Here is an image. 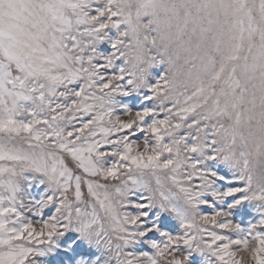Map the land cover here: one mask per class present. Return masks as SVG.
I'll return each mask as SVG.
<instances>
[{"label":"snow or ice","instance_id":"obj_1","mask_svg":"<svg viewBox=\"0 0 264 264\" xmlns=\"http://www.w3.org/2000/svg\"><path fill=\"white\" fill-rule=\"evenodd\" d=\"M246 259L264 0H0V264Z\"/></svg>","mask_w":264,"mask_h":264},{"label":"clouds","instance_id":"obj_2","mask_svg":"<svg viewBox=\"0 0 264 264\" xmlns=\"http://www.w3.org/2000/svg\"><path fill=\"white\" fill-rule=\"evenodd\" d=\"M245 264H250V261H248V260L246 259Z\"/></svg>","mask_w":264,"mask_h":264},{"label":"rangeland","instance_id":"obj_3","mask_svg":"<svg viewBox=\"0 0 264 264\" xmlns=\"http://www.w3.org/2000/svg\"><path fill=\"white\" fill-rule=\"evenodd\" d=\"M160 71H163V66H161Z\"/></svg>","mask_w":264,"mask_h":264}]
</instances>
